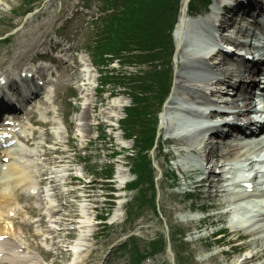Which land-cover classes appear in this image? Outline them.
<instances>
[{
  "label": "rangeland",
  "instance_id": "obj_1",
  "mask_svg": "<svg viewBox=\"0 0 264 264\" xmlns=\"http://www.w3.org/2000/svg\"><path fill=\"white\" fill-rule=\"evenodd\" d=\"M84 6L82 0H48L45 5L40 9H37V11L31 16H27L25 21L21 22V20H19L20 16L26 10L33 7L32 2H27V0L2 1L0 3V40H5L6 37H9V43H12L8 44L0 41V66L1 64H6L11 57L14 56V52L20 46V41L29 42L32 39H35V41L38 39L45 40L46 38L42 39L41 37L47 34L45 37H49L53 41L59 43L62 42L65 49L71 48L72 55L78 62H80V58H84V60L90 64L91 71L93 72L94 78L91 83L96 81L98 84V82L101 81L100 71H98V68L94 69L91 64L92 58L88 50L91 39L87 25L92 20V16L97 14L99 6L95 1L92 2V7L89 11L84 10ZM196 10L197 12L204 11L201 6H198ZM60 25L65 26L64 31L61 33V37L56 36V32ZM13 29L15 30L12 31ZM34 53L35 52L31 53V55ZM59 57H62L67 62L70 56L61 53ZM52 66L53 70L55 67L58 70L55 82L52 83L55 91L53 92V102L50 105L51 113L47 114L45 111L41 112L37 108H34L33 110L35 118L38 121H51L52 124L48 127H42V129L32 128L29 120L25 116L23 118L24 128H22V130H24L23 133L28 136H31L33 132H36L33 147L34 149L36 147H42L44 153L47 151H53L55 148L53 147V144L45 143L44 134L46 132L52 138L55 136L56 139L59 140L58 143L62 145L58 147L59 151L65 152V150H67L66 144L69 145L70 152H68L66 156L68 157V161L72 162L68 164V167L73 171L72 175L76 179L79 176L84 178L83 183L73 184L74 186L72 189L78 190V192H73L74 195H88L90 198L86 202H88V204L92 203L95 206V214L99 216L98 219H109L107 223L104 222L102 225H97L96 227L91 228V230L95 231L94 234L96 239L95 241H92V248L89 253L85 255L83 264H134L125 250H118V244L124 241L128 234L137 235L141 253L147 255L151 251L150 243L161 239L164 235H167V238L169 236L171 243V238H173L172 231L175 233L174 241L172 239L173 242L171 245L173 246L175 255H177L176 264H222L225 259L228 261V264H235V262L241 260L240 258L245 254V250L250 246L249 244H246L248 237L241 236L240 233L228 235L224 239L226 245L223 246H219V243L216 242L218 238L208 239V235H210L214 229L219 230L222 229V227L225 228L227 226V220L224 216H222V218H211V221L200 225V227L199 224H187L181 221V216L190 214L189 206L192 204L191 201L186 198L185 192L190 191L195 193L194 198L202 200L199 204L204 202L209 206H215L220 203V199L216 198L209 201V199L206 198V194L195 192L197 191L195 188L196 186L192 187L194 185L192 183L198 180V178H193V174L191 173L185 175L182 168L180 169V167L176 166L178 161H180L177 156L178 149L171 147L169 145L170 143L165 144V136H163L161 141L164 145V150L158 149L152 154L155 164L161 168L163 175V178H161L159 182L160 212L162 213L163 220L159 219L157 214H155L156 212H154L149 206L139 210L138 214H136L134 213L137 211L135 204L133 215V213H131L133 204L131 208L128 204L124 209L125 214L123 216V221L113 223L112 225L108 224L111 222L112 216H106L108 207L102 203L104 202V195L102 194L103 191L101 189L110 190L112 185L110 187L106 186L99 180L104 174H106L105 168L110 164L115 166L113 180H117V176L121 171L127 173L130 180H132L133 175L127 167L129 166L127 165L129 163L128 158H126V153L124 154L122 152V146L129 147L131 150V148H133L132 142H122L124 138L120 130L119 122L124 118V112L119 114L120 118L116 121L101 117L96 123H91V130H88L89 127H85L87 124L81 120V114L83 110H85L84 108L87 107L92 100L95 101V109L91 112V116L97 115V113H100L101 111H106L108 113V108L112 105L111 103L114 99H118V97L126 98L129 103L131 100L128 98L123 88H116L113 84L106 87L104 90L105 94H101L99 92L100 89H97V87L95 89L97 91L94 93L93 89L97 86V84H95L87 88L85 92L86 94L83 96L84 100L80 102V97H82L80 94L81 83L79 84L77 81L81 80L83 76L81 75L78 77L75 74H71L70 77L66 76V74L63 73V66H65V64L60 60L57 65ZM110 69L128 74L139 72V70H147V67L134 68L127 66L126 69H122L120 64L114 63ZM69 79L73 80L69 81ZM71 94L75 95L74 99H72ZM87 94L90 96H87ZM130 105L131 103L129 106ZM68 112H71L70 116H67ZM69 122L73 124V131H70L68 126ZM98 123L103 125L102 128L98 129L96 127ZM110 124L115 126V131H112V126ZM54 125H56L58 129L55 128ZM162 133L164 134V132ZM88 142L90 143L88 144V150L86 151L84 148L87 146ZM18 146L25 151L32 149L24 142L18 143ZM112 153H121V156L118 157L117 160H113L110 158ZM3 155L4 153L1 156ZM54 158V155H44L42 158L35 160L40 166L29 164L28 172L32 173L35 167H46V161H54ZM61 158L63 157H58L57 160H60ZM17 159L20 161H29L31 158H28L25 155H20L17 156ZM13 161L15 162L16 160ZM123 162L126 163V165L121 164ZM173 173H177L179 179L175 180L171 178ZM91 181L95 182L92 184V188H89V190H83V186ZM114 186L119 187L117 181L116 184L113 185V188ZM61 192V197L58 199L59 202L64 205L61 207V215L62 217L67 216L65 227L69 231L61 232L58 237V241L62 240L61 244H64L66 256H60L57 260L54 258L56 249L52 245V241L50 240L52 239L51 234L48 233L47 227H54V224L49 222L47 225L44 224L40 226L39 223H36L40 218L39 216L45 212V210H42L43 212L41 211L42 206H40L39 198L34 197L27 201V197H25L19 201V205H15L22 210V216L19 219V222L21 223V230L24 234H26L27 228L23 227L22 223L26 218H29L27 214L28 208L32 207L30 210L34 211V218L30 217L29 220L35 223L33 232H39L41 237L36 241L30 238V242H37L39 244L40 248L37 249V251L41 254L44 264H72L74 261L71 251L68 252V250H70L69 241L76 239L79 232L71 230L70 228L74 227L71 222H76L80 218L78 203L82 202V200L74 202V197L71 195L69 197L67 196V200H64L62 199L63 190H61ZM147 193L150 195L151 191H148ZM131 198V195L127 197V201H130ZM222 210H211L208 212V215ZM49 219L50 217L47 220ZM165 222L168 223L169 226L168 233L166 231ZM2 226L13 230V222L10 220L4 221ZM198 227L200 230L197 231ZM238 235L242 237L241 242L245 244V246L241 247L239 250H234V253H231L230 255L214 256L218 251L230 249L231 246L229 245V241ZM201 236H204V238L198 240V237ZM260 246L262 245H259V247ZM238 252H241V255L237 254ZM208 256H212L211 259L208 258ZM205 257L207 258L206 261H204ZM143 264H172V262L170 255L165 253V249L163 250L162 248V251H158L154 255H151V258ZM248 264H264V256H261L254 262L252 261Z\"/></svg>",
  "mask_w": 264,
  "mask_h": 264
},
{
  "label": "bare ground",
  "instance_id": "obj_2",
  "mask_svg": "<svg viewBox=\"0 0 264 264\" xmlns=\"http://www.w3.org/2000/svg\"><path fill=\"white\" fill-rule=\"evenodd\" d=\"M2 1L4 0H0V3ZM215 1L216 4L213 6V14H217L218 12L216 9H218L220 5L222 6L223 2H227L228 0ZM261 9L264 10L263 5H261ZM180 13V22L175 31L177 45L180 49L176 56L178 68L175 77L176 84L174 86V93L170 99L171 102L163 112L164 114L161 119V124L162 127L166 129L167 133L174 134L176 132L178 134L179 137H177L175 140L179 145L182 146V148L184 145H188V152L186 155H182V153H184V149L178 151V156L180 159V161H178V164L184 166L192 161L197 164L198 162L196 161L197 158H199V155H192V152H197L198 150L201 151L202 149L208 147H206V145L204 146L203 142L206 138L202 136L201 133L196 132L188 134L190 128L193 127V125H189V123L181 119V117L177 113L172 111L173 108L179 107L184 109V107L186 106L191 107L196 102H194L195 97L202 100V91L200 88L208 84L209 77L217 75L221 77L223 84L235 80V82H237L236 84H239L240 86L251 87L252 83L254 84L255 80L258 79V76L257 68H253L250 63L247 64L241 62L239 64L240 69L237 71L230 70V61L218 62L215 66L209 67L205 59H203L199 54L208 50L210 47L209 44L211 43V38L209 34H207L206 28L209 27V23L207 22V20L211 17L208 15L207 18H205L204 16H202V18H193V16H191L189 13L187 4H184L182 6ZM237 28L238 27L230 32L231 36H234L236 34ZM249 33L250 32H248V36ZM250 42H252V39H250ZM256 43L264 44V40L258 38V40H256ZM34 45L35 42H31L28 44L22 43L21 47L17 51V54L12 58V61L14 63H17L20 59L22 60L27 58L28 48ZM42 46H44V44ZM253 49L250 50V54H254ZM238 60H240V56L237 55L236 59L231 60V62L237 64ZM84 70L88 73V82L91 83L94 77L93 72L90 71V66L86 64ZM63 71L66 76L69 77L71 74H75L78 77L81 74L80 72H78L77 64H69L63 69ZM86 88V86L85 88H82L81 94H86ZM40 95L41 93L35 95L36 100H34L33 102L41 112L45 111L48 114L50 113L49 105L51 99L48 98V96ZM87 96L90 95L87 94ZM234 99L235 104L233 108L239 113L236 116L243 122H247L248 120L250 121L248 114L253 113L256 106L254 104L255 98L253 97L252 92L248 94L238 91L237 96ZM31 100L29 103H31ZM94 104L95 101L92 100L88 104V106L84 108L85 110H83L81 114V120L87 124L85 127H89L88 130H91L92 128L91 123H96L97 120L101 119V117L111 119V121L119 120V114H122L125 107L128 106L129 103L126 99L118 97V99H115L111 103L112 105L108 108V113L106 111H101L100 113H97V115L91 116V112L95 109ZM205 104L207 106L203 111H205V113L210 112L208 106L211 105L207 103ZM26 107L27 104L25 108ZM199 107L202 108L203 106ZM20 117L21 115L17 116V119H19ZM30 121L35 124L39 123L41 126H47L51 124L50 121H45L42 123L37 121L33 111L30 112ZM32 139H28L29 144H32ZM44 139L56 146L59 145V140L56 139L55 136L54 138H52L48 133L44 134ZM230 142L228 140L225 142V156L227 158L237 157V164H239L241 167L243 166L244 168L250 167L252 165V159H250L248 156L252 149L243 151V147L234 146ZM205 144H207L208 146L212 145L209 141ZM35 151L36 152L31 156V158H36L38 156L42 158V156L44 155L49 156L54 153L65 154L61 153L59 150H54V152L47 151L46 153H44L42 149L38 147ZM218 152L219 148L217 146L216 148L211 147L207 155L218 156ZM69 162L70 161H66L65 157L58 161H46L47 165L57 164L56 166H64V168L57 170L49 169L50 171L48 169L42 168L38 172H35L33 176L27 173V166L24 164H11L9 166L5 165L3 171L0 172V175H2L0 180V264H44L40 255L38 254V252H36L37 249L40 248L39 244L37 242H30V238L36 241L41 237V234L39 232H33L35 223L29 221V219H25L24 223H22V226L27 228L26 234L22 232L21 223L19 222L22 213L20 211V208L16 207L14 204H17L21 199H23L25 195H28L27 201L33 199L32 197H34V195H37L40 201V206L44 208L43 210L48 211L47 216L50 217V222L56 227H58V225L61 227L64 226L66 216L63 215L64 217H62L60 204L57 202V197H60L61 195V185L60 183H58V181L63 182L69 179V177H67V172L71 170L67 166ZM233 167V163L227 164L226 166V168L230 170L229 173L224 175L226 182L230 180V176L228 175L231 174V169ZM217 170L220 169L216 168L214 172L212 171V175L217 180H211L208 185H205L209 188V190L207 191L208 197L212 196L214 198H221L225 196L224 194L226 190L220 192V188L223 186L221 185L220 187L219 185L220 182L224 181V176L223 174L215 175ZM37 176L38 178H36ZM126 177L127 174L125 172L120 174L121 181H124ZM161 178L162 174L160 178L157 179V182H160ZM36 180L39 181L38 184H40L41 186L47 185L46 183H49L50 186L48 188L38 189L35 184ZM89 186H92V182L87 184V188H89ZM241 187L243 188V194L241 196L232 197L230 201L228 199V203L230 204V202H232V205L230 204V206H224V209H226L228 213L232 214V216L229 218V227L232 230V233H241L242 236L249 237V240H246V244H249L250 246L245 251L246 254L244 256V260L240 261L239 263H237V261L235 262V264H246L247 262L253 261L264 255V210L261 211L256 206L248 208L247 204L243 200L247 199L249 202H251L250 199L253 198L251 197V195L246 194V188L243 185ZM237 202L242 203L238 206L233 205ZM225 203V200H221L218 206L221 207L222 204L225 205ZM240 205L242 207H239ZM122 208L123 206L121 204L114 212V221H119L120 219H122L124 214L122 213ZM30 209H32V207L28 208V215L30 217H34V211ZM80 210L81 215H83L81 224L84 227V231H82L79 239L71 243V246L76 251H78V249L81 250L74 258L72 264H83L85 254L88 253L91 249V241L95 239L94 233L90 231L91 227L94 225L92 224V222L96 217V214L94 213L95 207L91 204H83ZM40 217L41 218L36 223H39L40 226L44 224L47 225L48 221L45 220V214L40 215ZM7 220L13 222V230L2 226V223ZM194 220L195 218L192 215L182 216L183 222H195L196 220ZM56 227H48V233L51 234L52 238L50 240L52 241L53 247H55L56 249V253L54 254L55 260L59 259L60 256H66L64 244H61L62 240L58 241L60 232L64 231L65 227H62L60 229H57ZM259 245L262 246L259 247Z\"/></svg>",
  "mask_w": 264,
  "mask_h": 264
},
{
  "label": "trees",
  "instance_id": "obj_3",
  "mask_svg": "<svg viewBox=\"0 0 264 264\" xmlns=\"http://www.w3.org/2000/svg\"><path fill=\"white\" fill-rule=\"evenodd\" d=\"M99 1L104 10L112 9L114 13L93 23L96 34L90 50L95 61L103 67L116 58L130 64L151 66L149 72L127 79L114 78L131 92L135 106L126 111L127 120L122 125L125 134L135 138L136 172L142 181L152 184V168L145 152L153 148L158 125L156 112L171 91L175 49L172 32L180 15L181 0ZM200 1L209 3V0ZM136 244V240L132 242L138 254Z\"/></svg>",
  "mask_w": 264,
  "mask_h": 264
}]
</instances>
